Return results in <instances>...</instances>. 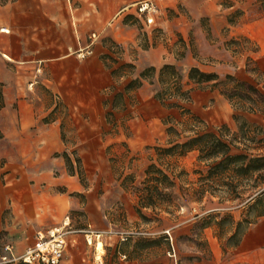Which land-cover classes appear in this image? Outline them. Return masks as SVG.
<instances>
[{
  "label": "rangeland",
  "instance_id": "1",
  "mask_svg": "<svg viewBox=\"0 0 264 264\" xmlns=\"http://www.w3.org/2000/svg\"><path fill=\"white\" fill-rule=\"evenodd\" d=\"M233 1L244 5L245 12L234 10L227 16V23L235 27L245 19L253 26L249 35H230V29L223 32L227 37L224 45L234 57V65L239 62L243 67V73L233 77L253 85L264 95V0H222L221 5L223 8L235 5ZM125 23L139 30L138 41L142 48L149 38L153 44L161 39L157 28L148 29L146 33L134 18L126 19ZM157 23L158 20L156 26ZM201 25L208 35L207 20ZM100 43L108 52L99 55V59L106 67L114 68L123 50L110 37L101 38ZM131 70L130 65L115 69L111 74L112 84L99 92L100 118L104 123L99 125V115L84 116L83 121L88 119L91 126L87 137H81L76 129L83 116H71L57 95L43 83L32 88L29 82L25 83L24 90L30 96L34 93L32 100L39 110L36 115L39 124L60 125L63 150L57 152L50 145L44 151H48L50 160H63L65 168L62 172L54 167L52 178H41L35 189L33 181L30 186L26 184L19 210L11 204L8 209L0 210V256L4 246L9 245L17 257L12 264H23L19 257L33 244L35 232L59 229L65 222L68 227L64 231L68 233L59 264H252L239 263L233 249L238 238L264 217H258L264 210V197L256 205L255 200L247 199L252 185L259 181L258 173L252 178L231 172L209 175L215 161L206 156L211 143L207 134L231 141L238 148L233 149V153L263 156L264 104L256 107L261 112L257 114L236 112L231 107L233 116H237L233 128L227 125L222 128V125L210 129L191 112L190 102L176 96L174 80L164 73L159 76V92L164 94V104L179 107L168 109L172 111L162 116L151 112L146 117L136 108L139 105L135 95L137 84L122 80ZM8 71L0 65V78L8 80ZM4 85L7 83L0 82V134L2 125L9 124L10 118L1 115ZM195 88L201 86L193 83L191 88L182 87V90ZM146 122L152 125L151 143L129 145V125ZM169 127L174 130L170 136L167 135ZM195 135L203 136L197 144L201 152L191 151L183 156L164 152L171 147L169 143H183ZM0 149L6 156L0 158L1 165L19 163L18 147L3 145ZM45 152L39 155L42 160L47 159ZM151 165L167 175L173 186H158L159 191L147 201L146 171ZM64 174L74 176L83 192L73 194L74 205L61 211L67 197L66 188L56 185L55 180ZM260 174L264 175V171ZM15 175L19 178L18 172ZM25 182L29 183L27 179ZM262 192L264 187L253 197ZM148 202L152 203L150 207H142ZM237 224H240L238 235L232 239ZM88 232L93 233L90 244ZM164 237L172 244V255L167 252L166 240L160 239ZM156 240H159L157 244L147 243ZM98 241L103 246L99 257L95 252ZM0 264H3L1 258Z\"/></svg>",
  "mask_w": 264,
  "mask_h": 264
},
{
  "label": "crops",
  "instance_id": "2",
  "mask_svg": "<svg viewBox=\"0 0 264 264\" xmlns=\"http://www.w3.org/2000/svg\"><path fill=\"white\" fill-rule=\"evenodd\" d=\"M141 2L155 5L156 12L139 14L137 5ZM221 2L0 0V65L11 71H8V80L0 78V82L7 83L2 90L1 115L10 117L9 124L1 127L0 148L3 145L18 147L19 154L18 164H0V210L8 209L10 204L19 210L26 184L30 186L33 181L35 189L41 178H52L54 167L62 172L65 168L63 160H50L48 151L45 152L50 145L57 152L63 150L60 125L39 124L36 118L39 110L36 101L32 100L34 93L30 96L24 90L26 82L30 88L43 83L47 90L57 95L71 116H83L76 125L81 137H87L91 129L88 119L83 121L84 116L99 115V125L104 123L100 118L99 92L112 84L111 74L123 65H130L132 70L122 80L141 84L135 92L139 113L146 117L152 113L158 116L170 113L172 110L164 109L154 99L161 89L159 76L164 67L174 69L183 89L193 86L188 79L193 68L219 78L243 73V67L239 62L235 66L234 57L226 50L227 37L223 32L230 29V35H249L253 26L245 19L235 27L229 25L227 16L238 9L245 12V7L233 1L235 5L223 8ZM145 17L152 18L153 24H146ZM128 18L137 20L146 33L148 29H159L161 39L153 44L149 38L142 48L138 41L139 30L125 23ZM203 20H207L208 35L201 25ZM2 29L9 33L1 32ZM91 36H95V40H91ZM105 37L112 38L123 50L112 69L99 59V55L108 52L100 43ZM211 85L202 84L201 88L193 89L189 103L191 112L210 129L222 125L233 128L231 106ZM129 127V145L144 146L153 140L150 123H134ZM43 152L47 159L39 157ZM2 157L6 156L0 149ZM12 170L18 172L19 178ZM55 183L66 188L65 206L60 208L65 211L74 205L73 194H81L83 188L72 175H60ZM35 235L33 244L20 256L34 246ZM6 246L9 251L3 250L0 258L16 259L13 249ZM233 253L239 263L264 264V217L242 236Z\"/></svg>",
  "mask_w": 264,
  "mask_h": 264
},
{
  "label": "trees",
  "instance_id": "3",
  "mask_svg": "<svg viewBox=\"0 0 264 264\" xmlns=\"http://www.w3.org/2000/svg\"><path fill=\"white\" fill-rule=\"evenodd\" d=\"M166 73L171 75L170 77L174 80V91L176 96L179 99L184 100V102H191V92L193 90L183 91L182 86L180 84V77L176 75L174 69L170 66H166L161 71V76ZM144 77V76H141ZM146 77V76H145ZM188 79L195 83L198 86L202 84L212 83L211 88L216 89L219 94L229 103V105L236 112H243L247 114H257L261 113L256 107L259 104H264V95L257 90L253 85L235 79L233 76L227 75L225 76L223 81H220L219 77L215 74H208L199 71L198 69H191ZM160 81V80H159ZM161 83V81H160ZM130 84H137L136 88H138L141 84L139 81H132ZM163 93L157 91L154 95V99L163 107L167 109L177 108L176 104L165 105V100L163 99ZM121 95L118 96V98ZM185 113H189V110H184ZM197 118V117H196ZM200 123H203L199 118H197ZM237 116H233V120L236 121ZM222 128H225L224 125ZM239 131L241 128L239 127ZM174 132V130L169 127L167 128V135ZM207 136L211 139V143L208 145L209 153L206 154L208 158H213L215 163L213 167L209 170V175L218 174L223 172H231L235 175L242 174L247 178H252L254 174L258 173L259 181L252 185V191L250 192L247 199L250 201L255 200V205L260 204L263 201L264 192L258 194L253 197L256 192L264 187V175L260 174L261 171H264V155L263 156H248L246 154H236L233 153V149L238 150L235 146H233L232 142H225L219 136L214 134H207ZM1 139V134H0ZM203 139V136L195 135L192 138H188L185 142L179 143L177 141L169 143L171 145L170 148L164 150L167 153L177 152L180 156L185 155L191 151H199L202 149H197V144ZM147 179H146V187L147 191V201H150L154 192L159 191L158 186H165L166 188H170L173 186V183L169 180L168 176L165 175L161 170L156 169L154 166H149L146 171ZM149 183L151 185H149ZM152 203H147L142 207H150ZM254 205V206H255ZM253 207V206H252ZM251 207V208H252ZM137 213H140V210L137 208ZM264 216V210L258 214V217ZM251 223V222H247ZM240 224H237L236 231L233 233L231 238H235L238 235V228ZM161 240H166L167 252L169 255H172L173 248L172 244L169 243L168 238H160ZM241 239L238 238L237 242L234 244V248H236ZM159 240L154 242H147L149 244H157Z\"/></svg>",
  "mask_w": 264,
  "mask_h": 264
},
{
  "label": "built area",
  "instance_id": "4",
  "mask_svg": "<svg viewBox=\"0 0 264 264\" xmlns=\"http://www.w3.org/2000/svg\"><path fill=\"white\" fill-rule=\"evenodd\" d=\"M137 12L139 14H154L156 6L148 2H141L137 5ZM145 22L151 25L153 24V19L145 17ZM90 39L95 40V36H91ZM66 227H68V224L64 223L62 228L37 232L34 246L20 256L19 260L23 264H59L66 246V234L68 233L64 231ZM88 234V243L90 244L93 233L88 232ZM4 250L8 252L9 247L6 246ZM1 260L3 264H10L14 261V259L11 260L6 257H2Z\"/></svg>",
  "mask_w": 264,
  "mask_h": 264
},
{
  "label": "bare ground",
  "instance_id": "5",
  "mask_svg": "<svg viewBox=\"0 0 264 264\" xmlns=\"http://www.w3.org/2000/svg\"><path fill=\"white\" fill-rule=\"evenodd\" d=\"M1 32L9 33V31L6 29H2ZM95 252H96V256H98V257H99V255H101L103 253V246H102L101 242H99V241L95 245Z\"/></svg>",
  "mask_w": 264,
  "mask_h": 264
}]
</instances>
